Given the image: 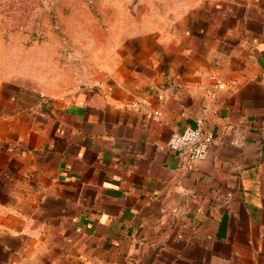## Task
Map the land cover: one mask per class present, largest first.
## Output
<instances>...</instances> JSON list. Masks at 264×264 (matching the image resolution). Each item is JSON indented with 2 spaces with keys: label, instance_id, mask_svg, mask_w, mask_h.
<instances>
[{
  "label": "crops",
  "instance_id": "1",
  "mask_svg": "<svg viewBox=\"0 0 264 264\" xmlns=\"http://www.w3.org/2000/svg\"><path fill=\"white\" fill-rule=\"evenodd\" d=\"M175 1L0 33V264H264V0Z\"/></svg>",
  "mask_w": 264,
  "mask_h": 264
},
{
  "label": "rangeland",
  "instance_id": "2",
  "mask_svg": "<svg viewBox=\"0 0 264 264\" xmlns=\"http://www.w3.org/2000/svg\"><path fill=\"white\" fill-rule=\"evenodd\" d=\"M140 0H0V33L5 36L23 34L38 44L50 34L65 38L76 34H92L102 27L108 30L116 5L130 6ZM159 3L173 0H145ZM190 0H181L183 6ZM124 8V7H123ZM67 40V39H66Z\"/></svg>",
  "mask_w": 264,
  "mask_h": 264
},
{
  "label": "built area",
  "instance_id": "3",
  "mask_svg": "<svg viewBox=\"0 0 264 264\" xmlns=\"http://www.w3.org/2000/svg\"><path fill=\"white\" fill-rule=\"evenodd\" d=\"M212 142V137L200 123L196 126H187L182 131L173 132L167 145L170 150L178 152L182 158V166L187 167L205 159Z\"/></svg>",
  "mask_w": 264,
  "mask_h": 264
}]
</instances>
